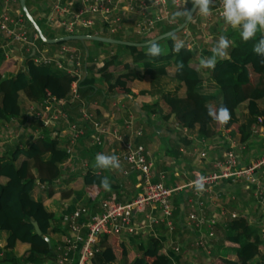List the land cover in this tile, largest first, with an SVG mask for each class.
<instances>
[{"label":"trees","instance_id":"trees-1","mask_svg":"<svg viewBox=\"0 0 264 264\" xmlns=\"http://www.w3.org/2000/svg\"><path fill=\"white\" fill-rule=\"evenodd\" d=\"M28 1L25 0V6ZM190 6L189 3L187 7L190 8ZM29 13L45 38L65 35L62 31L58 36L45 35L42 29L44 17L35 19L36 15L30 11ZM184 17L177 16L175 19L172 14V18L177 23L175 25L162 23L152 37L173 29L182 22ZM25 22L34 33L26 19ZM192 25L188 23V27L185 26L174 34L157 41L163 50V54L157 57L146 55L148 45L141 47L116 45L121 52L107 54L99 62L93 61L96 58L95 50L93 53H89L88 50L82 53L79 50L83 61L81 78L77 83L80 98L98 105L114 94L127 99L131 80H141L145 76L143 71L148 70L149 73L146 74L148 88L140 90L139 95H148L151 101L137 104L138 117L142 120L139 127L143 132L138 139L140 143L146 146L150 138L148 134H157L158 126L172 116L174 122L180 127L194 132L198 140L214 139L220 136L221 127H225L230 128L232 133H239L238 140L245 142L248 146L251 124L259 117L264 127V108L258 105L259 100H264V57L253 52V46L258 42L262 33L258 31L252 39L245 42L241 39L238 29L231 30L226 36L231 45L227 50L229 56L223 59L218 58L214 70L201 69L196 63L194 50L189 48L185 41V47L179 53L172 51L173 37L178 38L184 29ZM152 37L125 41L141 43ZM116 39L121 40L119 37ZM35 41L40 44L39 46L35 44L38 48L47 45L48 54L51 53V46L78 42L69 40L57 44H45L38 37ZM92 41L95 44H101L100 41ZM2 44L3 40L0 37V125L16 116L22 123L25 120L27 105L36 106L46 98V92L55 98L68 97L72 76L63 69L55 68L52 64L34 63L35 53L31 55L30 50L22 55V66L13 72L14 63L4 58ZM87 61L90 63L86 64ZM180 63H183V69L177 71V65ZM166 65L172 68V78L179 86L177 90H183L182 95L160 91V83L163 78L167 77ZM206 80L212 84L213 93L202 91L203 82ZM241 102L244 105L243 111L237 113L236 107ZM78 104V101H73L64 104L62 108L67 113L68 121L80 124L84 131L75 147L79 159L82 158L88 164L82 173L61 166L68 156L64 150L66 140L60 133L62 122L54 125L52 129L41 128L40 136L35 137L28 134L27 139L22 140L23 135H19L21 137L18 136L17 140L3 146L0 154V231L6 233V240L0 258L2 263L43 264L46 262L55 264L56 244L49 236L53 230L50 228L52 212L45 208L41 193L33 196L35 189H39V186L45 191L46 199L44 200L50 199L55 194L61 201L76 196L75 199H81L84 206L94 211H96L98 199L111 192L117 199H122L119 192L124 187L120 172L117 169L93 167L92 160L98 148L87 145L92 130L88 124L77 121ZM221 104L230 112V119L226 124L218 123L208 114L209 106L219 107ZM162 106L166 108L165 111ZM154 115L159 116L158 120H152ZM239 115L240 121H238ZM30 126L40 127L35 119H31ZM52 130L55 131L54 135ZM169 131L177 133L174 137L176 141L187 142L186 136H182L180 131L173 126H170ZM144 132L147 133V138H143ZM162 141L166 145L164 152L175 157L178 153L172 142L173 139L162 137ZM105 176L111 183V189L108 191L100 186V179ZM74 181L75 184L82 186L81 190L71 189L69 184ZM84 191L88 193L85 194ZM179 200V196L176 195L171 198L174 204H177ZM33 221L37 224L40 235L34 232ZM216 227L219 232V237L216 234V243L219 245L216 243L215 245L222 250L212 253L215 264H264V228L258 223L244 218H235L227 219L217 224ZM42 236L49 239V244ZM17 242L28 245L23 253L15 256L9 251L5 252L12 249ZM132 242V247L127 248L116 237L102 235L99 252L94 254L91 264H168L158 238L146 236L144 239L139 238ZM217 246L214 250H217ZM211 250L212 247H210L209 258L212 257ZM225 250L232 252L230 257L223 252Z\"/></svg>","mask_w":264,"mask_h":264},{"label":"built area","instance_id":"built-area-1","mask_svg":"<svg viewBox=\"0 0 264 264\" xmlns=\"http://www.w3.org/2000/svg\"><path fill=\"white\" fill-rule=\"evenodd\" d=\"M0 1V37L3 40L1 48L4 58L13 52L12 45H18L25 52L30 50L31 55L35 53L34 63L52 64L73 77L68 97L55 98L46 92V98L36 106L27 105L25 120L20 122L22 126L17 125L20 129L14 137L23 135V128L32 136H40L41 128L50 129L62 122L60 133L66 140L64 150L68 156L61 166L73 169L74 159L77 158L75 147L84 131L80 124L68 121L62 106L78 101L77 121L88 124L92 130L87 145L98 148L95 155L115 154L120 163L117 170L122 177H135L133 195L119 200L114 193H110L98 199L96 211L84 206L80 199L72 202V208L68 212H63L67 206L63 205L60 219L64 233L55 246V264H90L94 254L99 252L102 235L132 238L146 233L155 225H162L166 231L171 232L176 220L171 197L179 191L186 193V214L180 225L191 229L204 228V233L195 238L191 246L194 251H204L208 257L211 242L216 241V224L227 219H247L244 213L229 211L223 207L222 201L229 194L224 190L225 186L238 183L248 187L256 204L264 207V153L244 158L242 152L246 143L236 140L235 136L238 134L232 133L230 128L221 127L220 136L214 139H197L198 145L191 150L179 149L181 155L191 156L199 167L190 173L186 170L179 171L182 181L168 183L165 171H154L155 151L138 141L143 132L140 127L134 126L135 117L130 110L121 126H113L105 121L104 118L110 121L115 113L124 109L120 99L109 98L111 100L104 103L108 112L98 117L95 112L97 104L84 101L78 94L77 83L81 78V68L75 51L60 46L55 52L48 54L46 49L36 47L34 41L37 36L26 25L21 10L17 8L18 0ZM183 3L184 0H54L43 17L51 29L60 30L65 35L77 34L79 29L90 28L98 23L100 29L109 33L123 32L145 37L157 24L173 23L175 19L170 13L181 10ZM218 6L219 0H215L207 20L211 17L222 19ZM91 35L99 36L98 32ZM31 119L37 120L40 127L33 129L30 126ZM173 127L182 136L189 133L187 128L180 127L176 122ZM51 132L55 134L54 130ZM1 136L6 139L0 141V144L8 142L11 130L6 127ZM252 139L264 146V127L259 117L250 126L249 141ZM83 165L84 169L88 166L86 162ZM202 165L207 167H200ZM189 174L190 178L184 180ZM201 177L204 178L202 191L195 187V182ZM203 198L210 203L208 206L218 208L214 217L206 216L208 206L204 204ZM138 214L141 215L140 219L137 218ZM170 251L178 254L179 247L171 246Z\"/></svg>","mask_w":264,"mask_h":264},{"label":"crops","instance_id":"crops-1","mask_svg":"<svg viewBox=\"0 0 264 264\" xmlns=\"http://www.w3.org/2000/svg\"><path fill=\"white\" fill-rule=\"evenodd\" d=\"M0 3H1V1H0ZM0 7H1V5H0ZM193 19H194L193 20L194 22H192L193 25L191 27L187 28V31H188L187 34L183 35V33H182L178 36L179 40L182 39V41L185 40L186 42L190 41L191 43H193V42H195L196 38L201 37L203 42L207 43L209 41L210 42L213 41V39H211V40H209V39L214 38L215 34L210 33L209 31H211V30L209 28L203 29V27L201 26V23L198 22V17L193 18ZM211 22L212 23H210V22L207 23V26L210 28L211 27L214 28L213 24H215V29L217 31L216 33H219L220 36H221V32L218 31V26L221 30L226 28V26L227 27L230 26L227 24L224 25L223 19H220V21H217V22L214 21L215 23H213V21H211ZM223 35H224V33H223ZM60 46H65L69 50H74L75 55L80 56L79 49H76L75 47L68 46V45H56L50 51L51 52L50 54L55 52ZM12 48H13V51H17V52L19 51V49L21 50V56H20V58H18V60L20 61V64H21L19 66V68H20L22 66V55L24 54L23 51L25 52V50L23 48L19 47L18 45H12ZM43 48L46 49L47 53H48V49L45 47H43ZM14 59H16V58H14ZM16 70L14 69L13 72H15ZM129 88H130V93L126 95V98L131 100L130 102H128L126 99H124L119 94H114L112 97H110L112 100L114 98L120 99L121 103H123V105H124V109L118 113H115L110 121L108 119L104 118L107 123H109L113 126H117V127L121 126L123 124L124 120L127 118V111L130 110L131 112H133V110L134 111L137 110V104H139V99H138L139 91L140 90H146L148 88V76L145 75L141 80L132 79L130 82ZM140 97L142 98L141 99L142 102L149 103L151 101V98L148 95H143V96L141 95ZM108 99L104 100V102L102 104H99V105L97 104V108H96L97 112H96V110H95V112H96L98 117H101V115L103 116L104 114H106V112H108V108L106 107V104H104V103H107L108 101L111 100V99H109V100ZM100 100L101 99H99V101ZM99 101H97V102L99 103ZM135 118H136V120H135L134 126L135 127L141 126L140 124H141L142 120L140 119V117H138V115H137V116H135ZM14 119L19 120V117H16ZM9 122H10V120H9ZM3 124L0 125L1 129H3V127H2ZM6 125H7V123L4 124L5 128L8 127ZM5 128L2 131H4ZM2 131H0V141H4L6 139L3 136H1ZM146 134L147 133L144 132L143 138H147ZM176 136H177V133H173L172 135H170L171 139H173V141H172V142H174L173 144H175V146L177 148L178 154H176L175 157L169 156L165 152H162L160 155H159V153L155 152L156 153V159H155L154 171H159V170L165 171L166 181L168 183H171L173 181L174 182L182 181L181 178L179 177V174H178L179 171L186 170L188 173H190V171L199 167V164H196L193 161L191 156H183L179 152L180 148H186V149L191 150V149H193L194 146L198 145L197 144V138L195 137V133L194 132L188 133V135L185 137V139L187 141L186 143H180L179 141H176V139H174V137H176ZM19 137H21V136H19ZM157 138H155V139H157ZM26 139H27V136L23 137L22 140H26ZM5 144L9 145L11 143L5 142L3 144H0V154L3 151V146ZM146 146L150 147V143L149 142H148V144L146 143ZM82 161L86 162L84 160H82ZM92 161L93 162L95 161V155H94ZM63 167L66 168V166H63ZM200 167L206 168L207 165H202ZM189 178H190V174L185 176L184 180H187ZM134 181H135V177L133 175L131 177H128V178L123 177L122 182H123L124 188L122 191L119 192V194L124 193V195H126L127 198L130 197L131 195H133L134 191H135L133 188ZM72 188L77 191V190H81L82 186L79 184H76ZM42 191L43 190H41V188L39 186V189H35L33 196H36L38 193H41L42 194L41 195L42 201H44L45 208L52 212V218L50 221V228H52L53 230H52V232H50L49 236H50L51 241L53 243L58 244L61 236L64 233V231L62 229L63 228L62 220L60 219L61 209H63L62 208L63 205H67L66 208L63 210V212H65V211L68 212L72 208V202H74V199L76 196H73L69 200L54 201L52 199V197L57 195V194H55L50 199L44 200V199H46L45 193H44L45 191H43V192ZM182 192L183 191H179V192H176L173 194V195L179 196L180 200L177 202V204H174L172 202V205L174 207V216H175L174 218L176 220H175L174 228L171 232L166 231V229L162 225H155V226H152V228L149 231H147L146 233L133 236L132 241H135V239H139V238L144 239L146 236H153V237L158 238L161 242L162 248H163L164 253L167 257L168 264H215L214 255L212 256V253L217 252V251L220 252L222 250V249H219V247L217 246V245H219L216 243L217 241L211 242V247H212L211 256L212 257L209 258L208 256H206L204 251H199V250L194 251V250H192V246H191V243L193 242V240L195 238H197L200 234L204 233V231H205L204 228L202 227L201 229H191V228L183 227L180 225V223L183 222L181 220L185 218V214H186L185 213L186 212V205H185L186 193H182ZM87 193L88 192H85V194H87ZM111 193H113V192H111ZM203 200H204V204L206 206H208L210 204L209 202H206V200L204 198H203ZM225 200L226 199H223V201H222L223 207L229 211L235 210V209L231 208L229 203ZM217 210H218L217 207L208 206L206 211H205L206 216L208 218L214 217ZM179 217H180V219H179ZM137 218L140 219L141 215L138 214ZM177 219H179V223H178ZM215 229H216V234H217V227L216 226H215ZM114 237H116V239L119 242H122V243L126 242L129 245V247H132L131 243H133V242L131 241V238L123 237L121 235L120 236H114ZM5 240H6V233L3 231H0V249H1L0 250V258L2 257L1 253H3L2 248L5 244ZM215 243L217 245H215ZM175 245H177L179 247V253L178 254H175V253L170 251V247L175 246ZM215 246H217L216 247L217 250H214ZM27 247H28V245L26 243L17 242V243H15V245L12 249L6 250L5 252L9 251L10 254H14L15 256H18L21 253H23V251ZM223 252L226 254L227 257H230V254L232 253L229 250H225ZM211 260H213V263L210 262ZM0 264H11V263H2L0 261ZM43 264H47V263L44 262Z\"/></svg>","mask_w":264,"mask_h":264},{"label":"rangeland","instance_id":"rangeland-1","mask_svg":"<svg viewBox=\"0 0 264 264\" xmlns=\"http://www.w3.org/2000/svg\"><path fill=\"white\" fill-rule=\"evenodd\" d=\"M53 1L54 0H29L27 2L26 8L32 14L36 15V16H34L35 19L36 18L39 19V18H42L44 16L43 13H47L46 11H48L50 9V6L53 3ZM183 5H184V3H183ZM18 7H19V5L17 6V8ZM18 9H20V8H18ZM42 10H44V11L42 12ZM171 14L172 13H170V16L172 17ZM196 17H198V22L201 23V26L203 27V29H208L209 28L211 30L209 32L215 34L214 38H210L209 39V40L213 39V41H211V42L209 41L207 43L203 42L201 37L200 38H196L195 42H193V43H191L190 41L186 42L185 40H183V41H185V43H186V45L188 47H190L191 49L194 50L196 63L199 66V60H200L201 57H208V56L212 55L211 48L216 44V42H217V40H218V38L220 36L219 33H216L217 31L215 29V24H213L214 28H212V27L210 28V27L207 26V23H209V22L212 23L211 21H213V23H215L214 21L217 22V21H220V19L211 17L210 20H207L206 17L201 16L199 14L198 10H196V11L193 12L191 18L188 21L189 25L192 24V22H194L193 18H196ZM171 20H172V18H171ZM176 23H177V21H174L173 23L166 24V25H175ZM187 24H186V26H187ZM26 25H27V23H26ZM160 25H162V23L157 24L155 26L154 30L151 33H149L147 36H145V37H152L153 35H155L157 33V31H158L157 27L160 26ZM224 25H226L225 22H224ZM42 26H43L42 27L43 33L45 35H50L51 34V35H54V36H58L60 34V32H61L60 30L51 29L45 22L42 23ZM233 29L234 28H232L230 26H228V27L226 26V28L221 30L219 28V26H218V31L221 32V35H223V33H224V36H227L228 33L231 30H233ZM87 32H90V33L98 32L99 36L113 38V39H116V37H119L122 41H125L127 39L136 41V40H139V39H141L143 37V36H138V35H134V34H131V33L126 34V33H123V32L109 33L106 30L100 29V26H99L98 23L94 24L90 28H81V29H79L77 34H85ZM187 32L188 31H187V28H186V29H184L181 32V34L183 33V35H185V34H187ZM177 39H179V38H177ZM70 41H78V42H71L68 45L73 46L76 49H79L82 53L85 50L86 51L88 50L89 53H93L94 50H95L96 51V56H95L96 58H95V60H93L94 62H99L100 59H102V57H104L107 54L115 53L117 51H118L117 53L121 52L120 49L116 46V45H119V44L101 42V44L99 45V44H95L92 40H85V39H83V40H70ZM34 43L36 45L39 44V43H37V41H34ZM45 46H46L45 48H47V45H45ZM51 48L53 49L54 46H51ZM23 53H25V52L23 51ZM20 56H21V50L19 49L18 52L17 51H13L6 58V59H9L11 57L9 60H11L14 63V65H15L14 69L15 70L17 68H19V66L21 65L20 61L18 60V58H20ZM14 58H16V59H14ZM78 59L80 61V68L82 69V65H83L82 58L80 56H78ZM89 63L90 62L87 61L86 64H89ZM166 69H167V74H166L167 77L162 79V81H161L162 83H160V91L161 92L169 91V92L176 93L177 95H182L183 90L182 89L181 90H177L179 88V86L177 85L175 80L172 78V74H171V71H172L171 69L172 68L170 67V65H166ZM148 73H149L148 70L143 71V74H145V75L148 74ZM96 78H98L97 75H96ZM202 91L205 92V93H213L212 84L210 82H208V80L203 82ZM140 96L141 95H139V97H138L139 103H143L142 100H141L142 98ZM126 100L128 102L131 101L129 99H126ZM258 105H259L260 108L263 109L264 108V100H259L258 101ZM243 106H244L243 102H241V103H239L237 105V107H236L237 113H240V112L243 111ZM162 109H163V111L166 110L165 107H163ZM131 113L133 114L134 117L138 115L137 110H135V111L133 110V112H131ZM238 117H239L238 121H240V115ZM158 118H159L158 115H154L152 120L155 121V120H158ZM135 120H136V118H135ZM3 123L4 124L7 123L9 130H11V137L8 138V140H7L8 143L14 142L16 140V137H14V135L20 129V128L17 127V125H21L20 120L11 119L10 122L8 120V121H5ZM173 123H174V119H173L172 116H170L167 119L166 122H163V124H161V126H158L157 135H156V133H149L148 134V135H150L149 136L150 138H148L149 139L148 142L150 143L151 149H153L156 153H159V155L162 152H164V150L166 149V145L164 144V142L162 141L161 138L162 137H169L170 138V135H172L174 133L173 131H169L170 126H173ZM4 124L2 126L3 129L5 128ZM52 128L53 127H51L50 129H52ZM3 129H1V127H0V131H2ZM23 129H22V131H24L23 132V135H24L23 137H25V136H27L26 134H28V130L26 128H23ZM235 134H238V136L237 135L235 136V139L237 140L238 137H239V133L235 132ZM155 138H157V139H155ZM193 148H195V146ZM260 153H264V146L258 140H253L252 139L251 141L248 142V146L245 147V150L242 152V155L245 158V157H248V156L250 157V156H252L254 154L260 155ZM75 159H74L75 166H74L73 169L75 171L79 172V173H82L83 170H84V168H83V166H84L83 163L84 162L82 161L83 159L82 158L79 159L78 155H77V158H75ZM64 175L66 176V172H65ZM121 178H123V177L121 176ZM74 185H76L75 181L71 182L69 184V186L71 188L74 187ZM224 190L229 193L228 196L226 198H224V199H226L225 201H227L229 203L231 208L235 209V211H237V212L244 213L247 216V219L249 221H253L255 223H258V225H260L262 228H264V207H259L256 204V202L254 201V199L252 197V194H251V192H250L248 187L245 188L241 184L234 183L233 185L225 186ZM120 196L123 197V198H127V196L124 195V193L123 194L121 193ZM229 197H231V198H229ZM52 199L54 201H59V198H58L57 195L53 196ZM218 234L219 233H218V230H217V235ZM121 236H123V235H121ZM123 237H125V236H123ZM218 237H219V235H218ZM124 244H125V246L127 248H130L129 245L126 242ZM210 262L213 263V260H211Z\"/></svg>","mask_w":264,"mask_h":264},{"label":"clouds","instance_id":"clouds-1","mask_svg":"<svg viewBox=\"0 0 264 264\" xmlns=\"http://www.w3.org/2000/svg\"><path fill=\"white\" fill-rule=\"evenodd\" d=\"M191 7H187L188 4ZM215 0H184V7L173 13V17H189L198 10L201 16L211 15ZM218 11L223 21L234 29H238L241 39L245 42L252 39L258 31L262 33L258 42L253 46V52L264 57V0H219ZM230 41L226 36H219L216 44L211 48V56L201 57L199 67L201 69H215L217 58H227ZM185 43L173 37L172 51L179 53ZM163 54V50L158 42L152 41L148 45L146 55L157 57ZM183 69V63L177 65V71ZM208 114L212 119L220 124H226L230 119V112L227 107L221 104L219 107L209 106ZM93 167L98 169H118L120 168L119 158L115 155L97 153ZM203 177L195 182L197 190L204 188ZM100 186L106 191L111 189V183L107 176L100 179Z\"/></svg>","mask_w":264,"mask_h":264},{"label":"water","instance_id":"water-1","mask_svg":"<svg viewBox=\"0 0 264 264\" xmlns=\"http://www.w3.org/2000/svg\"><path fill=\"white\" fill-rule=\"evenodd\" d=\"M18 4H19V8H20L23 16L25 17L27 22L30 24V26L33 29L36 36L40 39L41 42H43L45 44H57V43H62V42H66L69 40H83V39H85V40H94V41H100V42H105V43L121 44V45H128V46H140V47L141 46H147L152 41L157 42L159 40H162V39L174 34L177 31L183 29L193 14L192 13L189 17H184L182 22L179 25H177L176 27H174L173 29H171L165 33L156 35V36L150 38L148 41L141 42V43L122 41V40H118V39L96 36V35H91V34H72V35H63V36H59V37H55V38H45L43 36L41 30L39 29L38 25L34 21L32 15L27 10V8L25 6V0H18ZM32 226H33L34 232L37 235H40V230L34 221L32 222ZM42 238L44 239V241L47 244H49V239L47 237L42 236Z\"/></svg>","mask_w":264,"mask_h":264}]
</instances>
